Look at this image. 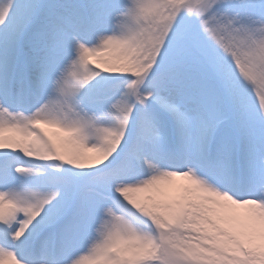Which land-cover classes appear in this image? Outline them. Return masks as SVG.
<instances>
[{
	"label": "snow or ice",
	"instance_id": "obj_1",
	"mask_svg": "<svg viewBox=\"0 0 264 264\" xmlns=\"http://www.w3.org/2000/svg\"><path fill=\"white\" fill-rule=\"evenodd\" d=\"M0 264H264V0H0Z\"/></svg>",
	"mask_w": 264,
	"mask_h": 264
},
{
	"label": "rangeland",
	"instance_id": "obj_2",
	"mask_svg": "<svg viewBox=\"0 0 264 264\" xmlns=\"http://www.w3.org/2000/svg\"><path fill=\"white\" fill-rule=\"evenodd\" d=\"M38 128L41 129L44 133L48 134L49 136H52L53 134L62 135V134L58 133V131L56 129L47 128V127H45L43 125L38 126ZM180 183L184 184V183H186V181L181 180L179 178H174L170 182V184L162 185L163 186L162 189L164 191L169 192L172 195H175L176 192L179 190Z\"/></svg>",
	"mask_w": 264,
	"mask_h": 264
},
{
	"label": "bare ground",
	"instance_id": "obj_3",
	"mask_svg": "<svg viewBox=\"0 0 264 264\" xmlns=\"http://www.w3.org/2000/svg\"><path fill=\"white\" fill-rule=\"evenodd\" d=\"M186 184H187V182L184 183V184L180 183V187H179V189L182 188L183 186H185ZM162 187H163V186H161V188H162Z\"/></svg>",
	"mask_w": 264,
	"mask_h": 264
}]
</instances>
